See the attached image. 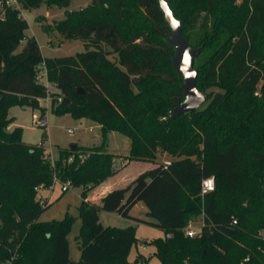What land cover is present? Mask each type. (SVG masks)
<instances>
[{"label":"trees","instance_id":"1","mask_svg":"<svg viewBox=\"0 0 264 264\" xmlns=\"http://www.w3.org/2000/svg\"><path fill=\"white\" fill-rule=\"evenodd\" d=\"M18 1L24 11L68 7L72 0ZM165 1L182 21L184 38L202 48L195 68L206 103L176 117L170 111L184 101L183 77L173 67L175 50L166 43L172 30L160 0H92L42 24L47 34L85 43L84 52L57 58L43 57L38 41L26 36L21 10L0 0V264H149L141 253L129 261L137 227H104L100 212L162 231L145 242L161 264L246 258L245 264H264V0ZM43 72L56 89L52 113L98 123L101 145L61 148L52 161L46 146L23 141V128L10 129L13 107L46 114ZM111 132L130 139L128 155L108 152ZM161 154L171 158L168 165L158 163ZM118 157L155 167L100 203L89 201L94 188L117 174ZM210 177L216 188L203 197L202 181ZM55 179L67 190L83 189L78 262L67 241L76 218L39 222L50 206L41 204L39 191ZM139 203L151 221L131 216ZM199 218L201 232L189 237L186 229Z\"/></svg>","mask_w":264,"mask_h":264},{"label":"rangeland","instance_id":"2","mask_svg":"<svg viewBox=\"0 0 264 264\" xmlns=\"http://www.w3.org/2000/svg\"><path fill=\"white\" fill-rule=\"evenodd\" d=\"M92 0H72L68 7H58L41 5L39 8L32 10H24L23 17L28 22L29 28L26 31L27 38H35L41 48L42 55L45 58H57L74 56L86 50L85 43L82 40H64L60 34H47L42 29V24L52 25L56 21L64 19L67 11L80 10L83 7L91 4ZM26 44V39L18 48L20 52ZM41 75H43L41 73ZM45 82V76L43 75ZM213 91H217L214 89ZM42 108H46L47 112L42 115L39 110H33L30 107H13L10 110V117L14 118L15 127L23 128V141L27 144L38 145L45 144L48 151L52 155V161L58 159L59 150L61 148H70L72 145L81 147L99 146L103 142L101 126L91 119H74L70 115L58 116L51 111V99H42L40 101ZM204 106V105H203ZM35 116L47 117L48 128L41 127L36 123ZM11 129V130H12ZM46 137V138H45ZM131 141L126 136L111 132L107 138V150L116 156L129 154ZM171 161L166 154L159 155L158 163L163 164L164 161ZM125 162L118 157L115 167L118 170L117 174L94 188L89 196H96L103 187L109 182H115L118 186H125V178H135L140 173L155 167V164L150 162H133L128 167L120 164ZM130 180V179H129ZM82 188L70 187L63 191L62 185L56 183L53 188L40 190L38 196L48 200L50 206L43 212L39 218V222L48 223L51 221H61L67 216L76 218L70 232L67 235L69 244V257L72 261L78 262L81 258L80 251V229L81 222L79 217V206L82 201ZM147 208H133L131 211L132 217H137L142 220L151 221L146 214ZM100 222L104 227L113 228H128L129 226L137 227V237L139 243L133 246L129 256V261L133 262L138 253L150 258L149 264H161L160 260L152 255L155 252L153 246L147 245L145 242H150L163 236V232L159 229L145 223H137L136 221L124 218L116 213L100 212ZM192 224L193 227L200 228L202 224L201 218L197 219Z\"/></svg>","mask_w":264,"mask_h":264},{"label":"water","instance_id":"3","mask_svg":"<svg viewBox=\"0 0 264 264\" xmlns=\"http://www.w3.org/2000/svg\"><path fill=\"white\" fill-rule=\"evenodd\" d=\"M160 9L172 30V37L167 39L166 43L174 47L175 50L172 60L173 67L183 77L182 89L184 101L170 111V115L176 117L198 110L206 103V95L197 87L198 73L195 68V59L201 54L202 48H193L184 38L182 21L176 18L165 0H160ZM174 21L178 26H173ZM82 93V89H79V94ZM72 147L76 148V145H72Z\"/></svg>","mask_w":264,"mask_h":264},{"label":"built area","instance_id":"4","mask_svg":"<svg viewBox=\"0 0 264 264\" xmlns=\"http://www.w3.org/2000/svg\"><path fill=\"white\" fill-rule=\"evenodd\" d=\"M233 1L236 4L240 5V4L244 3V2H250L251 0H233ZM6 5L10 6V7H13L14 9L21 10V13L23 14V10H22L21 5H20L18 0H6ZM42 74L45 76L44 72ZM43 75H41V74L39 75V81L43 82L45 84V86L47 87L48 97L46 99L49 100L50 99V94L55 92L56 89H55V87L52 84H50L47 81L46 76H45V80L46 81L45 82L43 81ZM35 119H36V123L39 126L48 128V118L47 117L35 116ZM40 145H43V144H40ZM169 163H170V161L164 162V164H166V165H168ZM54 181H55L54 185L56 183H58L57 179H55ZM209 182H211V187H209ZM54 185L51 188H53ZM67 187H68L67 185L62 186V190L63 191L67 190ZM215 188H216L215 178L214 177L206 178V179H204L202 181V184H201V195L204 197L206 194H208L210 192H213L215 190ZM46 202H48V200L41 198V204L42 205H45ZM234 223H236V221H234ZM202 226H203V222L200 225V228L193 227L192 224H191L186 229V234L189 237H195V236L199 235V233L201 232ZM249 260H250V258H246L245 261H243L241 264H245Z\"/></svg>","mask_w":264,"mask_h":264},{"label":"crops","instance_id":"5","mask_svg":"<svg viewBox=\"0 0 264 264\" xmlns=\"http://www.w3.org/2000/svg\"><path fill=\"white\" fill-rule=\"evenodd\" d=\"M44 57V56H43ZM45 58V57H44ZM15 124H12L11 126H10V129H12L11 127H13ZM43 145L45 146V144L43 143ZM48 148V147H47ZM110 153V152H109ZM113 154V153H112ZM115 155V154H114ZM126 155H128V154H126ZM122 160V159H121ZM166 161H168V160H166ZM166 161H164V162H166ZM131 164H133V162H128V161H125V162H122L121 164H120V167L123 165L124 167H128V166H130ZM143 172V171H142ZM142 172H139L140 174L142 173ZM139 174V175H140ZM138 175V176H139ZM138 176H136L135 178H125V182L127 183L126 185H128L129 183H131L133 180H135ZM112 178V177H111ZM110 179V178H109ZM109 179L107 180V181H105V182H108L109 181ZM130 179V180H129ZM104 184V183H103ZM125 185V186H126ZM118 187H124V186H118V184H116L115 182H109V183H107L104 187H103V189L96 195V196H89V198H88V200L89 201H91V202H93V203H100V201H101V199L107 194V193H109L110 191H112L113 189H115V188H118ZM143 206H144V204H142V203H139V204H137L136 206H135V208H143ZM146 213H147V211H146Z\"/></svg>","mask_w":264,"mask_h":264},{"label":"clouds","instance_id":"6","mask_svg":"<svg viewBox=\"0 0 264 264\" xmlns=\"http://www.w3.org/2000/svg\"><path fill=\"white\" fill-rule=\"evenodd\" d=\"M173 26L175 27V26H178V25H177V23L175 22ZM209 187H211V182H209Z\"/></svg>","mask_w":264,"mask_h":264},{"label":"snow or ice","instance_id":"7","mask_svg":"<svg viewBox=\"0 0 264 264\" xmlns=\"http://www.w3.org/2000/svg\"><path fill=\"white\" fill-rule=\"evenodd\" d=\"M173 23H175V21Z\"/></svg>","mask_w":264,"mask_h":264}]
</instances>
